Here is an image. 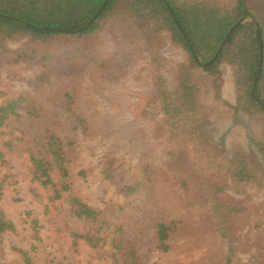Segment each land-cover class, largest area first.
Listing matches in <instances>:
<instances>
[{
  "label": "rangeland",
  "instance_id": "rangeland-1",
  "mask_svg": "<svg viewBox=\"0 0 264 264\" xmlns=\"http://www.w3.org/2000/svg\"><path fill=\"white\" fill-rule=\"evenodd\" d=\"M172 1L186 10L200 8L206 1L225 8L235 5V0ZM244 2L251 16L241 25L251 27L238 33L239 45L209 71L197 58L202 66L191 69L190 84L209 120L205 155L217 163L237 154L248 156L263 176L260 184H235L219 195L212 193L211 198L217 206L228 207V227L241 237L236 259L247 262L256 257L264 264V113L252 101L256 95L257 101H264V81L251 90L249 60L242 57L251 50L244 43L247 37L258 36L262 30L264 41V0ZM152 32L157 36L153 40ZM258 46L262 47L261 41ZM63 52L78 56L60 60L58 53ZM188 64L186 51L170 40L165 25L140 17L126 0H117L99 29L78 40L32 41L21 36L0 44V102L20 96L26 108L0 127V149L9 162L0 166V175H7L0 211L14 226V231L0 237V264H23L17 249L26 251L34 264H113L109 257L115 250L112 236L125 252L131 251L126 257L135 258L137 264L221 262L224 247L211 220L201 214L208 206L196 203L184 209L186 194L178 191L174 180V170L193 174L201 171L204 161L194 158L189 142L168 141L161 109L166 102L162 91L172 92ZM46 133H54L63 142L74 194L100 211V232L109 233L102 249L94 250L82 241L71 247L64 225L82 230L83 222L69 214L63 200L48 206L45 213L47 193L37 188L38 198L30 190L36 184L27 175L26 148H41ZM206 169L203 177L209 178L214 168ZM140 181L135 192L126 195L121 190ZM202 184L193 191L196 202L204 201L208 193ZM160 200L168 208L177 204L184 211L166 253L155 245ZM249 228L256 231L251 234Z\"/></svg>",
  "mask_w": 264,
  "mask_h": 264
},
{
  "label": "trees",
  "instance_id": "trees-1",
  "mask_svg": "<svg viewBox=\"0 0 264 264\" xmlns=\"http://www.w3.org/2000/svg\"><path fill=\"white\" fill-rule=\"evenodd\" d=\"M117 0H0V44L14 37L27 36L32 41L54 40L58 37L76 39L89 36L96 32L101 23L115 8ZM128 5L145 20L157 23L159 20L165 25L170 33V40L179 44L187 53L189 62L188 70H184L178 85L171 93L162 91V98L166 100L161 106L164 123L168 124L169 142L181 143L187 141L193 146L194 158L203 160L201 171L196 170L193 174L180 169L174 170L177 177H174L179 185L178 191L186 194L183 198L184 209L192 208L196 203L208 206V211H201L202 216L211 220L214 232L218 235V241L222 243L224 250L221 254L219 264H261L256 257H250L247 262H240L236 259V250L239 247L240 236H235L228 227V207L214 204L211 194H221L226 189L235 184H260L263 176L248 156L237 154L232 159L223 158L218 161L209 159L205 155L204 143L208 139L206 108L198 100L196 88L190 84V72L198 64L200 58L208 65L203 66L209 71L213 65L224 61L226 52L236 45H239L237 35L245 26L251 27L248 23L241 25V22L251 16L249 8L244 0H235L232 8L218 7V4L206 1L200 8L197 5L186 10L177 8L172 0H126ZM154 21V22H153ZM153 25V24H152ZM151 31V30H150ZM152 40L156 34L152 32ZM251 50H248L243 58L249 60V74L252 78L251 90L255 91L264 81V47L263 31L260 30L258 36L247 37ZM262 42V47L255 48V44ZM243 44V41L242 43ZM243 46V45H242ZM241 46V47H242ZM225 49V51H223ZM63 52L58 53L59 59L67 58L69 61L76 58L78 54L66 56ZM77 55V56H76ZM83 57L79 55V58ZM240 60V59H239ZM262 61V64H260ZM258 95L252 97V101L261 113H264V101H257ZM25 100L22 97L11 98L0 102V127L5 125L13 117H19L18 110H25L22 106ZM162 101V100H161ZM41 148H44L41 150ZM26 148L28 153L27 175L32 186L30 190L38 198L37 188H41L47 194V203L44 204L45 213L49 207L59 200L65 201L69 208V214L82 221V230H77L68 225H64L69 237L70 246L76 248L79 241L87 244L94 250L102 249L109 239V233L100 232L101 221L100 211L89 206L77 197L72 188L71 175L67 167V157L64 152L63 142L54 133H46L42 147ZM264 151V146L261 147ZM172 154L174 152H171ZM9 165L5 159L3 151L0 149V166ZM214 168L213 174L203 177V173L209 168ZM108 168L104 165V173L109 177ZM198 173V176L196 175ZM264 174V172H263ZM197 176V177H195ZM7 175H0V197L3 194ZM218 177V181L214 179ZM147 183H154L149 177ZM203 183V184H202ZM142 181L134 182L132 185L123 186L122 191L127 195L137 191ZM208 190L204 201L196 202L192 195L193 191L200 185ZM152 184V189H153ZM151 187V186H150ZM188 198V200H187ZM158 209L160 213L155 224V245L156 248L166 253L171 249V240L175 238L178 228L181 226L184 211L175 204L173 208L165 206V202L160 200ZM227 211V212H226ZM32 223H36L32 220ZM96 225V226H94ZM94 226V227H93ZM8 231H14L12 222L5 218L0 211V237ZM255 228H249L251 234ZM261 230L256 234L259 235ZM115 250L109 256L113 264H137V260L127 259L125 252L118 240L112 236ZM250 241V240H249ZM21 255L23 264H34L30 255L26 251L17 249ZM134 256V255H133ZM55 264H60L56 262Z\"/></svg>",
  "mask_w": 264,
  "mask_h": 264
},
{
  "label": "water",
  "instance_id": "water-1",
  "mask_svg": "<svg viewBox=\"0 0 264 264\" xmlns=\"http://www.w3.org/2000/svg\"><path fill=\"white\" fill-rule=\"evenodd\" d=\"M211 62V60L209 62H207L205 65H208Z\"/></svg>",
  "mask_w": 264,
  "mask_h": 264
}]
</instances>
